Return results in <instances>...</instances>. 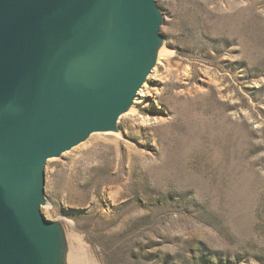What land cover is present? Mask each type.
Returning a JSON list of instances; mask_svg holds the SVG:
<instances>
[{
    "label": "rangeland",
    "instance_id": "374dc122",
    "mask_svg": "<svg viewBox=\"0 0 264 264\" xmlns=\"http://www.w3.org/2000/svg\"><path fill=\"white\" fill-rule=\"evenodd\" d=\"M155 1L168 53L119 135L47 161L41 213L100 264H264V0Z\"/></svg>",
    "mask_w": 264,
    "mask_h": 264
},
{
    "label": "water",
    "instance_id": "95a60500",
    "mask_svg": "<svg viewBox=\"0 0 264 264\" xmlns=\"http://www.w3.org/2000/svg\"><path fill=\"white\" fill-rule=\"evenodd\" d=\"M163 23L155 0H0V264L82 260L71 224L41 213L45 165L119 135L167 50Z\"/></svg>",
    "mask_w": 264,
    "mask_h": 264
},
{
    "label": "bare ground",
    "instance_id": "6f19581e",
    "mask_svg": "<svg viewBox=\"0 0 264 264\" xmlns=\"http://www.w3.org/2000/svg\"><path fill=\"white\" fill-rule=\"evenodd\" d=\"M205 1V0H204ZM221 2V1H220ZM236 2V1H235ZM240 2V1H239ZM238 3V2H237ZM243 3V2H242ZM215 4H216V2H215ZM225 4V3H224ZM239 4V3H238ZM218 5H220V4H218ZM238 7V6H237ZM242 7V6H241ZM244 7H245V5H244ZM229 11V10H228ZM228 11H226V12H228ZM219 12V11H218ZM225 12V13H226ZM213 13V12H212ZM215 13H217L216 11H215ZM210 14H211V12H210ZM215 15V14H214ZM213 15V16H214ZM213 18V17H212ZM213 20H215V18L213 19ZM201 25V24H200ZM199 30H200V28H199ZM197 34V33H196ZM204 34V33H203ZM197 36V35H196ZM199 36V35H198ZM202 40V39H201ZM201 42V41H200ZM203 45V44H202ZM200 48V47H199ZM206 50V49H205ZM168 53V50H164V49H161V51H160V55L161 56H166V54ZM167 62V61H166ZM144 90L145 89H143V90H141V92L139 93V96L140 97H142L141 95H142V93L144 92ZM134 109V108H133ZM131 111H135V110H131ZM113 164V171H115V173L117 172V171H119V170H117V168L119 167L120 168V165H123V163L124 164H126L128 167H131L132 165H133V163H132V159H131V156H130V154L128 155V154H123V153H119V152H115V156H114V158H113V162H112ZM111 164V163H110ZM94 168V167H93ZM127 168V167H126ZM83 170V169H82ZM111 170V169H110ZM84 171V170H83ZM85 171H87V168H86V170ZM81 173V172H80ZM113 173V172H112ZM78 175V174H77ZM80 177H82V179H83V181H85V177L83 176V173H82V176H80ZM113 186V185H112ZM65 225V227H66V229H68V231L70 230H73V227L71 226V225H69V224H64ZM83 249H84V251H83V254H84V257L82 258V260L80 261V259H79V257L77 256V257H73V255H72V257H71V259L72 260H70L71 261V264H100V261H99V258H98V256H97V254L94 252V251H92L91 249H89L88 247H84V245H83ZM79 255V254H78Z\"/></svg>",
    "mask_w": 264,
    "mask_h": 264
}]
</instances>
